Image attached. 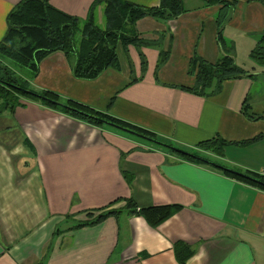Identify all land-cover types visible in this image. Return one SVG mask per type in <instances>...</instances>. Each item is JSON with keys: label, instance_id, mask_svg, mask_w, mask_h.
I'll return each mask as SVG.
<instances>
[{"label": "crops", "instance_id": "obj_1", "mask_svg": "<svg viewBox=\"0 0 264 264\" xmlns=\"http://www.w3.org/2000/svg\"><path fill=\"white\" fill-rule=\"evenodd\" d=\"M18 1L0 0V40ZM48 1L85 18L94 0ZM180 1L185 10L174 19L145 16L136 22L146 44L127 50L119 45L116 67L92 80L78 79L56 51L41 61L30 88L107 110L185 148L215 135L226 142L264 135V119L250 120L242 112L247 103L264 113V69L249 59L264 38V0H234L222 29L237 65L255 76L225 80L202 96L192 92L189 62L193 55L210 63L218 58L221 8ZM162 53L167 58L157 67ZM20 101L0 112V264H180L174 251L179 240L194 250L184 264H264V191L114 128ZM219 160L264 174V138L227 145ZM117 199L118 208L127 199L137 208H180L155 227L124 210L74 226L90 219L86 211Z\"/></svg>", "mask_w": 264, "mask_h": 264}, {"label": "trees", "instance_id": "obj_2", "mask_svg": "<svg viewBox=\"0 0 264 264\" xmlns=\"http://www.w3.org/2000/svg\"><path fill=\"white\" fill-rule=\"evenodd\" d=\"M201 1L206 6L218 5L221 9L216 16V40L220 52L218 58L210 63L193 55L189 62L188 71L195 76L192 92L200 96L215 92L225 80L255 76L237 65L232 48L225 43L222 36L223 24L234 0ZM99 10H102L104 18L103 27L96 22ZM184 10L180 0H159L157 7H144L126 0H94L86 17L79 18L57 9L48 0H19L6 16V31L0 40V112L12 111L22 105V98L31 100L90 125L114 128L180 159L208 165L226 176L264 191V174L231 168L204 153L210 152L221 158L227 145L247 146L263 139L264 135L238 142H226L215 135L193 148H185L147 129L116 118L107 110H97L78 101L62 98L55 92L35 91L29 87V80L36 76L41 61L56 51L64 53L74 77L83 80L95 79L106 68L117 66L119 45L127 50L132 46L146 44L136 29V22L140 18L152 16L169 20L178 17ZM166 58L167 54L162 53L156 66L162 64ZM249 58L264 69V38L250 51ZM13 66L23 69L24 74H18ZM242 112L250 120L264 119V113L252 111L247 103L243 105ZM118 202L117 199L99 209L86 211L90 219L74 226L92 225L124 210L130 214L142 215L155 227L180 208L176 204L137 208L131 199L125 200V205L118 208ZM174 251L180 264H184L194 252L191 245L180 240L174 243Z\"/></svg>", "mask_w": 264, "mask_h": 264}, {"label": "rangeland", "instance_id": "obj_3", "mask_svg": "<svg viewBox=\"0 0 264 264\" xmlns=\"http://www.w3.org/2000/svg\"><path fill=\"white\" fill-rule=\"evenodd\" d=\"M101 13H102V10H99V11H98V14H100V15H99V17L96 19V22L98 23L99 26L103 27L105 23H104V18H103V16H102ZM76 38L78 39V36H77ZM249 59H250V58H249ZM250 61H251L252 63H254L253 60L250 59ZM254 64H255L257 67L259 66L257 63H254ZM259 67H260V66H259ZM13 68L18 72V74H21V75L24 74V70H23V69H21V68H19V67L16 68V67H14V66H13ZM32 79H33V78H32ZM32 79H30V80H32ZM30 80H29V81H30ZM29 84H30V82H29ZM29 87H30V85H29ZM32 90H33V89H32ZM201 153H203V152H201ZM204 153H206L207 155H209L211 158L213 157V156H212L213 154L210 153V152H204ZM217 159L219 160V157H218ZM220 161H221V160H220ZM225 164H226V163H225ZM226 165H227V164H226ZM229 166H230V165H229ZM76 223H77V222H75V224H76ZM73 227H74V226H73Z\"/></svg>", "mask_w": 264, "mask_h": 264}, {"label": "water", "instance_id": "obj_4", "mask_svg": "<svg viewBox=\"0 0 264 264\" xmlns=\"http://www.w3.org/2000/svg\"><path fill=\"white\" fill-rule=\"evenodd\" d=\"M179 151V150H178Z\"/></svg>", "mask_w": 264, "mask_h": 264}]
</instances>
